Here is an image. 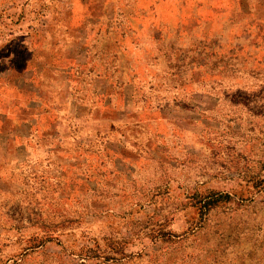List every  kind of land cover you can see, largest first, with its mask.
Segmentation results:
<instances>
[{"label": "rangeland", "instance_id": "1", "mask_svg": "<svg viewBox=\"0 0 264 264\" xmlns=\"http://www.w3.org/2000/svg\"><path fill=\"white\" fill-rule=\"evenodd\" d=\"M258 59L264 0H0V264H264ZM46 60L82 78L51 84L74 144L24 118Z\"/></svg>", "mask_w": 264, "mask_h": 264}, {"label": "crops", "instance_id": "2", "mask_svg": "<svg viewBox=\"0 0 264 264\" xmlns=\"http://www.w3.org/2000/svg\"><path fill=\"white\" fill-rule=\"evenodd\" d=\"M84 50H81L80 52L75 55V58L80 59ZM63 57H69V53H67L65 50L62 53ZM38 68V67H37ZM36 72H40L45 75L42 78L37 79H29V80H20L17 79L15 82L17 86L24 88L27 92H29L30 96L33 93L32 99L28 103L27 114L24 115V118L27 120H32L36 123L37 129L39 133L44 137H50L56 139V145L61 141V138H65L66 141L68 140V136L63 137L64 134L68 133L69 127H71V124H69L68 120L70 118V115H66L61 113L60 106V98L55 99L53 93L56 91L55 87H52V83H56L57 81H65L68 79L81 81L82 78L80 76H75L69 74V70L63 69L56 66L52 62L45 61L41 64L40 69H36ZM15 79L22 75L17 73L15 74ZM14 75V76H15ZM61 77V79L59 78ZM92 85L93 86H103L106 87L107 82L104 80L103 82L100 81L101 79H97L95 76H93ZM20 78V77H19ZM83 83V82H82ZM70 89V88H69ZM65 90H68V87L60 89L59 93H66ZM109 98L106 97L105 103L108 102ZM96 105V104H94ZM97 114V107L93 106L91 109L90 117L87 118V121L76 119V124H81L79 134H83L85 127L88 128L89 125H86L87 122H92L93 126L95 124V121L98 120L96 118ZM112 116V115H111ZM119 115H115V117L109 118V121H117L119 120ZM128 118V117H127ZM132 118V117H130ZM121 120H124L121 118ZM130 122L125 123L124 126L128 127V124ZM80 137V136H79ZM79 137L75 139L68 140L67 143L74 144L75 142H79L81 139Z\"/></svg>", "mask_w": 264, "mask_h": 264}, {"label": "trees", "instance_id": "3", "mask_svg": "<svg viewBox=\"0 0 264 264\" xmlns=\"http://www.w3.org/2000/svg\"><path fill=\"white\" fill-rule=\"evenodd\" d=\"M127 39V35L125 34V36L123 37V42ZM147 39H149L151 42H152V47L151 49L149 48H143V50H145V55L149 58V60H147L148 62L152 63L153 64H157L159 66V69H161L162 71H167V72H174L173 69H171V65L169 64V61L165 58L166 55H164L166 49L164 48V44L163 42L160 41V37H158L154 31L150 30L148 31V34H147ZM111 46L108 48H105L103 50H100L98 52H94V51H90L89 53H85L86 55L88 54L89 57H96V60H97V67L94 68V69H88V72L90 73H93V74H96L97 72L100 73V68L102 67L101 65H104L106 64L105 61H106V55L108 54H111L112 52L116 55V57H122L123 60H125L124 58L126 57V55L124 54V50L122 49V46L120 45L119 48H116L114 47L112 44H110ZM84 54V55H85ZM259 60H256V62L253 64V67L251 68L257 75H261V73L259 72H262V74L264 75V69L262 67V65H260L259 63ZM81 61V60H80ZM119 62H122V60ZM118 62V63H119ZM88 64V63H87ZM125 64L121 65L120 64V67H119V74L122 75V72H125L124 71V67ZM177 71V70H176ZM103 72H105V70H103ZM97 79H103V81L107 80L108 77L105 76V74L103 76H100L97 74L94 75ZM102 81V80H100ZM214 82L218 81L216 79L213 80Z\"/></svg>", "mask_w": 264, "mask_h": 264}]
</instances>
